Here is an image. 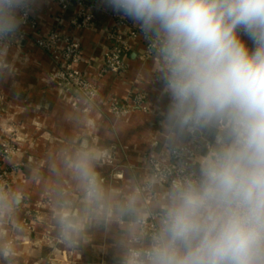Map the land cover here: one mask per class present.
Masks as SVG:
<instances>
[{
	"label": "crops",
	"instance_id": "0c3cea01",
	"mask_svg": "<svg viewBox=\"0 0 264 264\" xmlns=\"http://www.w3.org/2000/svg\"><path fill=\"white\" fill-rule=\"evenodd\" d=\"M83 2L95 14L87 29L70 23L77 5L64 12L56 0H28L36 27L19 20L13 44L0 47V142L3 128L12 129L20 153L15 160L24 163L12 171L13 185L0 208V264H124L128 249L138 246L139 221L161 214L170 191L155 181L150 160L168 163L172 148L187 146L195 151L192 170L198 173L218 134L212 125L178 131L168 124L166 63L160 48L151 49L142 37L130 40L124 72L104 73L113 45L107 31L117 13L103 0ZM53 30L81 43L78 67L99 88L94 101L52 79L57 63L36 40ZM139 93L147 96L146 111L136 106ZM113 103L128 112L114 115ZM85 148L99 201L89 200L75 171Z\"/></svg>",
	"mask_w": 264,
	"mask_h": 264
},
{
	"label": "clouds",
	"instance_id": "9594fccd",
	"mask_svg": "<svg viewBox=\"0 0 264 264\" xmlns=\"http://www.w3.org/2000/svg\"><path fill=\"white\" fill-rule=\"evenodd\" d=\"M103 3L160 37L168 124L218 130L198 173L173 183L158 227L136 238L124 264H264V0ZM27 5L0 0V35ZM91 159L85 148L74 167L99 201Z\"/></svg>",
	"mask_w": 264,
	"mask_h": 264
},
{
	"label": "built area",
	"instance_id": "2783aa9c",
	"mask_svg": "<svg viewBox=\"0 0 264 264\" xmlns=\"http://www.w3.org/2000/svg\"><path fill=\"white\" fill-rule=\"evenodd\" d=\"M62 11L67 12L73 5H77L78 10L71 18L70 23L75 29L90 28L95 19L94 10L86 5L83 0H56ZM20 22L24 26L36 27V22L32 18L28 7L20 17ZM11 32L0 35V47H9L12 43ZM108 39L113 45L106 51L104 57L105 73L120 74L126 70L124 55L129 47L131 39L142 37L149 44L151 49L161 48V39L153 37L147 32L140 31L127 18L120 14L114 15V24L107 31ZM39 48L52 54L57 63V69L51 73V77L59 86H69L76 89L89 101H94L99 93L97 84L91 81L78 67L82 63L81 43L73 37L61 34L57 30L50 31L45 37L36 40ZM136 106L143 110H148L147 96L139 93L135 99ZM111 110L114 115L121 116L128 112L124 105L113 103ZM6 130V129H4ZM9 130V129H8ZM7 132L11 133L12 129ZM16 143L11 137L0 142V158L5 161L16 154ZM195 151L190 147H176L170 151V161L164 163L157 159L150 160V169L156 182L171 189L177 180L192 175V159ZM11 186L10 174L6 168L0 169V199L7 197ZM143 190L147 186L142 187ZM160 214H152L139 221L140 233L147 238L159 225ZM28 225L27 222L24 223Z\"/></svg>",
	"mask_w": 264,
	"mask_h": 264
},
{
	"label": "rangeland",
	"instance_id": "374dc122",
	"mask_svg": "<svg viewBox=\"0 0 264 264\" xmlns=\"http://www.w3.org/2000/svg\"><path fill=\"white\" fill-rule=\"evenodd\" d=\"M6 128V127H5ZM5 128H3V130L5 129ZM6 130H8V128H6ZM6 130H4V134H5V139L4 140H6L7 138H13L14 139V141H15V143H16V146H17V142H16V135H15V132L13 131V130H11L12 132L11 133H9V132H7ZM10 130V129H9ZM8 130V131H9ZM18 154H20L19 153V149H18V147H17V149H16V154L14 155V156H11V157H9L7 160H5V164H3L2 166H1V168H6V170H8V172H9V174L11 175V173H12V171L14 170V169H16V170H18V169H21L22 167H23V165H24V163L21 161V162H16V158H17V156H18ZM3 161V160H2ZM0 168V169H1ZM10 180H11V186H10V189H9V192H10V190H11V187H12V185H13V183H12V179H11V177H10ZM9 195V194H8ZM7 195V196H8ZM4 199H6V197H3V198H1L0 199V208L2 207V201L4 200ZM40 206H42V204H40ZM25 222H28L27 221V219L24 221V223Z\"/></svg>",
	"mask_w": 264,
	"mask_h": 264
}]
</instances>
